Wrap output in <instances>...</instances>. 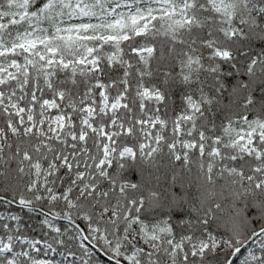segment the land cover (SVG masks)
<instances>
[{
  "label": "snow or ice",
  "instance_id": "obj_1",
  "mask_svg": "<svg viewBox=\"0 0 264 264\" xmlns=\"http://www.w3.org/2000/svg\"><path fill=\"white\" fill-rule=\"evenodd\" d=\"M0 207V264H264V0H0Z\"/></svg>",
  "mask_w": 264,
  "mask_h": 264
},
{
  "label": "trees",
  "instance_id": "obj_2",
  "mask_svg": "<svg viewBox=\"0 0 264 264\" xmlns=\"http://www.w3.org/2000/svg\"><path fill=\"white\" fill-rule=\"evenodd\" d=\"M261 42L257 41V44H260ZM259 50V49H257ZM165 187H167L165 185ZM174 191L176 192H181L182 189L179 186H176L174 189ZM190 194L192 195H198V193L196 192V188L195 186L193 188H191L190 190ZM4 209L2 207H0V211H3ZM13 211H18L17 209L13 208ZM18 214L22 215L24 218V222L26 225L25 228V234L29 237H35L36 239H41L42 237L47 238L44 236V227L42 226V218H37L35 214H30V213H24V212H19ZM66 223V222H65ZM254 242V241H253ZM252 241H247L246 244L244 245V248L241 249V252L235 257L233 258V264H243V261L245 260V258L248 256V252L247 249H251L252 252H254L256 255H260V245L258 242L253 243ZM71 247V245H70ZM59 254V252H58ZM46 259H52L54 261L57 262H62L63 260H56L58 257L54 254L52 257H50V254H47V256H45ZM44 258V257H42ZM98 259L100 260L101 264H108L107 260L105 257H103L102 255L98 257Z\"/></svg>",
  "mask_w": 264,
  "mask_h": 264
},
{
  "label": "rangeland",
  "instance_id": "obj_3",
  "mask_svg": "<svg viewBox=\"0 0 264 264\" xmlns=\"http://www.w3.org/2000/svg\"><path fill=\"white\" fill-rule=\"evenodd\" d=\"M253 243H255V242H253ZM250 251H251V249H249V250L247 249V252H248V253H249ZM251 252H252V251H251ZM48 254H50V257H52V256L54 255V254H52V253H50V252H49ZM55 255L58 257L56 260H58V259H59V260H61V259L63 260V257H62L60 254H58V252H57ZM247 255H248V254H247ZM43 257L46 258L45 256H43Z\"/></svg>",
  "mask_w": 264,
  "mask_h": 264
},
{
  "label": "bare ground",
  "instance_id": "obj_4",
  "mask_svg": "<svg viewBox=\"0 0 264 264\" xmlns=\"http://www.w3.org/2000/svg\"><path fill=\"white\" fill-rule=\"evenodd\" d=\"M250 241H252V242H253V240H249V242H250ZM242 248H244V246H243Z\"/></svg>",
  "mask_w": 264,
  "mask_h": 264
}]
</instances>
